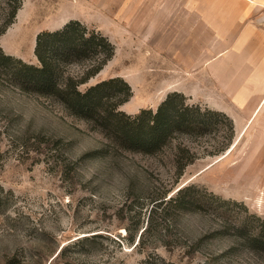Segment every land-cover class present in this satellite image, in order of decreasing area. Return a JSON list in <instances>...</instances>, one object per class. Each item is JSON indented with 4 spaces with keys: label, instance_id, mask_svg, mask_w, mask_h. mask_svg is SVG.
Listing matches in <instances>:
<instances>
[{
    "label": "rangeland",
    "instance_id": "rangeland-1",
    "mask_svg": "<svg viewBox=\"0 0 264 264\" xmlns=\"http://www.w3.org/2000/svg\"><path fill=\"white\" fill-rule=\"evenodd\" d=\"M246 3L263 25L264 0H22L0 47L37 63V34L77 19L116 48L82 89L119 75L132 88L129 114L175 90L214 108L203 101L211 27L239 22L231 9ZM237 127L216 155L204 154L209 135L186 139L199 157L176 181V139L154 154L115 147L0 70V264H264L251 241L264 222V112ZM187 186L192 205L169 201Z\"/></svg>",
    "mask_w": 264,
    "mask_h": 264
},
{
    "label": "trees",
    "instance_id": "trees-1",
    "mask_svg": "<svg viewBox=\"0 0 264 264\" xmlns=\"http://www.w3.org/2000/svg\"><path fill=\"white\" fill-rule=\"evenodd\" d=\"M21 4L22 0H4L0 34L14 21ZM115 50L108 36L71 19L61 28L37 34V63L6 54L0 47V70H5L9 80L23 92L57 102L68 114L100 128L115 147L154 154L176 139L172 152L177 162L176 181L185 167L199 157L198 150L186 139L212 137L206 155L220 154L230 147L236 133L233 119L223 111L189 102L181 91L167 93L155 109L142 108L129 114L121 106L131 98L132 88L122 76L104 78L82 89L113 58ZM192 188L180 187L169 201L188 208L195 197L186 198L184 193ZM251 241L253 246L264 248V222L252 234Z\"/></svg>",
    "mask_w": 264,
    "mask_h": 264
},
{
    "label": "crops",
    "instance_id": "crops-1",
    "mask_svg": "<svg viewBox=\"0 0 264 264\" xmlns=\"http://www.w3.org/2000/svg\"><path fill=\"white\" fill-rule=\"evenodd\" d=\"M254 10L248 3L237 14L232 8L231 15L240 21L221 29L212 26L209 36L205 69L212 93L203 101L229 115L236 130L240 121L254 120L264 112V24L249 19Z\"/></svg>",
    "mask_w": 264,
    "mask_h": 264
}]
</instances>
